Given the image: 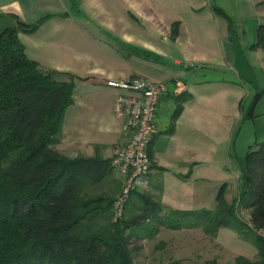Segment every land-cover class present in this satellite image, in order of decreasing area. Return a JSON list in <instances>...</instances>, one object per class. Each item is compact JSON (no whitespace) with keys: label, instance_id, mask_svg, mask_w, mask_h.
Wrapping results in <instances>:
<instances>
[{"label":"crops","instance_id":"crops-1","mask_svg":"<svg viewBox=\"0 0 264 264\" xmlns=\"http://www.w3.org/2000/svg\"><path fill=\"white\" fill-rule=\"evenodd\" d=\"M115 1H119V6L127 13H117L118 3L113 6ZM180 1L160 0L179 6ZM240 1L206 0L210 4L207 7L203 0H184V12L173 8L160 13L157 21L152 19L148 0H0V14L12 13L30 24L46 16L34 32L19 33L27 56L45 69L76 76L75 88L86 85L100 89L98 92L109 89L104 95L81 97L78 109L84 120L77 125L78 131L74 130L75 136L69 131L64 133L69 126L63 129V118L64 156L100 157L110 161L115 145L125 140L123 119L113 113V102L120 91L107 86V79L141 75L168 84L156 117L157 132L148 148L152 167L145 184L161 195L162 205L175 207L189 204L170 198L166 185L171 179L179 184L193 182L196 186L197 179L193 177L198 174V166H221L226 158L228 160V142L238 124L246 118L239 101L246 81H251L249 70L258 69L256 82L251 81L254 89L264 84V50L253 47L258 26L264 21V0ZM213 8L223 11L235 23L240 30V42L234 41L229 23L215 14ZM241 8L247 10L241 13ZM139 15L142 22L140 27H135L134 18L139 21ZM173 27L177 31L174 37ZM150 32L158 33L160 45L149 41ZM98 33L111 34L122 44H129L130 58L122 51L123 47L110 45L111 54L105 62L95 61L93 66L75 72L86 59H80L72 50L73 43L86 37L98 38ZM133 40L141 41L142 47L132 44ZM75 58L79 59V65L73 63ZM150 63L155 65L151 69ZM209 70L217 72L208 73ZM177 106L182 109L173 120ZM253 114V117L259 116L264 110L258 114L254 110ZM251 146L249 144L248 149ZM245 155L238 158L240 170H243ZM224 180L218 178L213 184V203L199 207H215V197ZM193 207L190 209H198V206ZM245 257L256 258L257 250Z\"/></svg>","mask_w":264,"mask_h":264},{"label":"trees","instance_id":"trees-1","mask_svg":"<svg viewBox=\"0 0 264 264\" xmlns=\"http://www.w3.org/2000/svg\"><path fill=\"white\" fill-rule=\"evenodd\" d=\"M213 11L231 26L223 11ZM45 18L30 24L0 14V264H134L130 243L152 238L158 225L203 226L211 237L228 227L257 250L256 261L238 256L236 264H264V240L237 218L223 188L214 210L168 213L159 200L135 189L115 219L116 197L98 191L113 172L110 161L69 158L52 149L73 103L74 77L44 69L27 56L19 38ZM253 47L264 50V22ZM262 94L255 93L246 118L253 117ZM181 109L176 107L173 120ZM241 179L240 204L251 208L256 227H264V142L248 149Z\"/></svg>","mask_w":264,"mask_h":264},{"label":"rangeland","instance_id":"rangeland-1","mask_svg":"<svg viewBox=\"0 0 264 264\" xmlns=\"http://www.w3.org/2000/svg\"><path fill=\"white\" fill-rule=\"evenodd\" d=\"M148 1L151 4L149 12L154 16L152 19H155V21L159 19L160 13L169 12L173 8H175V10H177V8H180L182 12L186 10V2H184V0L180 1V6L177 3L176 5L164 4L163 2H160V0ZM203 1L206 3L207 7H210V4L208 5L206 0ZM241 2L250 3V0H241L240 3ZM117 3L118 7H115L114 5H116ZM119 5V1H115V3H113V6L115 7L117 13H127V11ZM246 10V8H241V10L239 11L243 13ZM135 16H137L136 13ZM140 16L141 15H139L138 18L139 21L134 18L135 27H140V24L142 22ZM230 29L232 37L234 36V41L240 42V30L238 29V27H235L234 22L231 23ZM97 36L98 38L86 37V39H80L79 43H73L74 46L72 47V50L76 52L77 56L80 55V59H86L83 63L84 65L78 64L79 59H73V63H75V65H79L80 67L79 69L75 70V72L80 73L83 71V68L93 66L95 64V61L102 60L105 62L106 58H109L111 54V46H118L119 48L123 47V49H120H122V51L127 54L130 58L129 44H122L121 42H119V40L112 37L111 34L106 35L104 33H98ZM148 37L149 41L152 44H155L157 46L161 44L157 32H150ZM81 40L84 41L81 42ZM132 44L142 47V43L139 40H133ZM246 56L249 58L248 54ZM149 65L148 67L150 69L155 66L151 63ZM215 72L217 71H208V73ZM249 73L251 77L250 80L253 83L256 82V78L258 77V69H250ZM73 77L74 81L78 79L76 78V76ZM251 81H246L245 86L243 88L242 97L239 101L240 109L243 111L244 114L248 112L249 105L257 90H264V84L261 83V87H259L258 89H254V86L251 84ZM108 90L109 89H103V92H98L100 91V89L93 88L91 86H77L74 89V103L68 106L65 110V122L63 129H65L67 125L69 126V128H66V130H64V133L66 131H69L70 134L75 136L73 132L78 131L77 125H79L81 121L84 120L83 118H80V109H78L80 107L79 104L81 101V97L86 99L89 95H104L108 93ZM94 91H96V93ZM262 95L263 98L257 104L256 109H254L255 113L257 114L264 110V91ZM61 141L62 134L60 131V133L58 134L57 143L53 144L51 147L52 149L63 155L62 152L64 147ZM259 142H264V114L252 118H245L243 123L238 124V127L233 131L232 137L228 142L229 156H227L228 160L226 158L224 165H200L197 167L198 174L197 176L193 177L194 179H197L196 186L193 184V182H190L189 184H179L176 180L171 179L166 185L167 190L170 194V198L175 199L176 201H178L177 199L182 200L180 202L188 201V206L190 207L186 206L187 203H181V205H176L178 207L163 205L164 212L168 213L171 211L192 210L190 208H194L193 206H198V209H203L199 206L211 205L214 201V197L212 196L214 194V192L212 194V191L214 189L212 188L214 186L213 184H215V181L218 180V178H223L225 179V182L220 186V188H223L224 198L227 200L228 203H234L233 208L239 220L245 223L247 227L248 223L253 225L250 216L252 211L251 208H245L240 204L242 170H240L238 158L246 154L245 152L248 149L247 146L249 144L255 145ZM224 147H226V144ZM214 160L216 161V159ZM106 181V183L104 182L103 184H101L100 189L98 191L105 190L107 192H112L116 197V200L120 194L119 191H121V181L117 178L116 174H114V171ZM136 190L140 193L150 195L155 200H161V195L147 184L137 187ZM130 195L131 193L127 197L126 201L130 198ZM215 208L216 205L210 210H214ZM157 227V232L152 238H146L140 241L130 243V247L133 249L134 264H236V258L239 255L235 254H242L240 256L245 259H248L245 256L251 254V252L256 249V247L251 242H249L248 240H244L240 235H238L235 231L228 227H219L215 235L212 237L206 234L203 226L191 228L182 227L177 229L163 225H158ZM248 229L251 233L252 230L250 228ZM251 235L255 237V234L252 233ZM257 259L258 257L252 260L256 261Z\"/></svg>","mask_w":264,"mask_h":264},{"label":"built area","instance_id":"built-area-1","mask_svg":"<svg viewBox=\"0 0 264 264\" xmlns=\"http://www.w3.org/2000/svg\"><path fill=\"white\" fill-rule=\"evenodd\" d=\"M105 84L119 89L113 102V113L123 119L125 140L115 145L110 165L121 181V191L114 201L115 219L120 218L123 205L129 194L145 184L152 163L148 148L157 132L161 98L167 94L168 87L163 81H152L141 75L122 79H107ZM248 228L264 240V227L248 223Z\"/></svg>","mask_w":264,"mask_h":264}]
</instances>
